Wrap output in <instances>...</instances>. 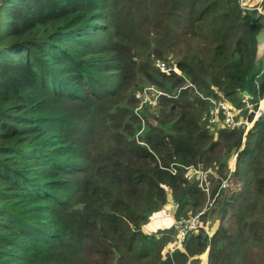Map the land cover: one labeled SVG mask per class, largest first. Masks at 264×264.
Here are the masks:
<instances>
[{
  "label": "trees",
  "instance_id": "obj_1",
  "mask_svg": "<svg viewBox=\"0 0 264 264\" xmlns=\"http://www.w3.org/2000/svg\"><path fill=\"white\" fill-rule=\"evenodd\" d=\"M263 27L238 0H0V264H264ZM170 196L204 212L164 253L175 225L144 226Z\"/></svg>",
  "mask_w": 264,
  "mask_h": 264
},
{
  "label": "built area",
  "instance_id": "obj_2",
  "mask_svg": "<svg viewBox=\"0 0 264 264\" xmlns=\"http://www.w3.org/2000/svg\"><path fill=\"white\" fill-rule=\"evenodd\" d=\"M239 6L242 9L243 15H246L250 12L257 11V14L264 15V0H259L258 3H255L254 0H238ZM157 66L160 68L161 71L165 73H171V72H177L184 76L177 67L174 64H170L169 62L165 60H158ZM148 88L145 89L144 93L142 95H137L142 103H146L151 101ZM203 98L209 99L212 103V107L210 110V118L209 121L211 125H217V126H229L231 128H237L239 126H245L246 129H248L251 126V122H247L244 120V118H238L237 112L233 108V106L225 101V100H217L212 97H204ZM142 105V104H141ZM264 105H261L257 108L255 111L256 116H260L264 113ZM141 107V106H140ZM139 107V108H140ZM173 173L176 172V170L173 168ZM211 169L204 170L202 167H187L186 176L190 175H197L198 178L201 180V186L203 190H205L208 194L210 193V186L208 181V174L211 172ZM222 187H225V180L222 183ZM221 187V188H222ZM176 205L173 204H166V206L163 209V212L170 218H173V224L175 225L178 236L175 241L168 244V252L171 253L174 250L181 248L182 244L185 240L186 235L189 232H195L198 230V228L202 224V214L204 211H201L196 214L189 215L188 217H183L179 220L174 219V209ZM209 234V233H208Z\"/></svg>",
  "mask_w": 264,
  "mask_h": 264
},
{
  "label": "rangeland",
  "instance_id": "obj_3",
  "mask_svg": "<svg viewBox=\"0 0 264 264\" xmlns=\"http://www.w3.org/2000/svg\"><path fill=\"white\" fill-rule=\"evenodd\" d=\"M255 3H258L259 0H254ZM264 55L263 51L261 53L258 54V57H262ZM176 60V57L172 56L171 57V61L174 62ZM154 94H157V91L155 90L154 91ZM245 96H247V94L244 93ZM251 106V105H249ZM246 105L247 108H252V107H249ZM264 107V106H263ZM238 112H239V109H238ZM239 116H242L245 120V116L242 115V114H239ZM234 161H235V155L232 156V158L230 159V165L232 166L234 164ZM212 179V177H211ZM225 180V187L224 189L225 192L227 194H231L233 192H235L237 189H238V186L237 184L235 183L234 179L233 178H227V179H224ZM213 183H214V180L212 179V186H213ZM174 217V216H173ZM210 221V227L208 228V233L209 235H212L214 233V231L217 229L219 223H218V220H211L209 219ZM172 221H173V218H170L168 217L163 211H160V212H157L155 214L152 215V217L150 218V220L148 221V223L144 226L146 229L147 228H152L153 230H156V229H159V228H162V227H169L172 225ZM168 246V245H167ZM167 246L165 247L164 249V253H167L168 251V248ZM202 258V263L201 264H207V260H208V255L207 253L203 254L201 256Z\"/></svg>",
  "mask_w": 264,
  "mask_h": 264
},
{
  "label": "water",
  "instance_id": "obj_4",
  "mask_svg": "<svg viewBox=\"0 0 264 264\" xmlns=\"http://www.w3.org/2000/svg\"><path fill=\"white\" fill-rule=\"evenodd\" d=\"M256 40H257V46H258V51H257V58L259 59L260 57H258L259 51L262 48V51L264 53V27L260 29V31L258 32L257 36H256ZM245 94H247L245 92Z\"/></svg>",
  "mask_w": 264,
  "mask_h": 264
},
{
  "label": "crops",
  "instance_id": "obj_5",
  "mask_svg": "<svg viewBox=\"0 0 264 264\" xmlns=\"http://www.w3.org/2000/svg\"><path fill=\"white\" fill-rule=\"evenodd\" d=\"M168 204H171V205L174 204V202H173L171 196H170V199H169V201H168ZM172 224H173V221H172ZM162 228H165V227H162ZM144 230H145L146 232H149V233H150V232L156 231L157 229H156V230H153L152 228H147V229H146V228L144 227Z\"/></svg>",
  "mask_w": 264,
  "mask_h": 264
},
{
  "label": "bare ground",
  "instance_id": "obj_6",
  "mask_svg": "<svg viewBox=\"0 0 264 264\" xmlns=\"http://www.w3.org/2000/svg\"><path fill=\"white\" fill-rule=\"evenodd\" d=\"M262 52V48H261V50L259 51V53H261Z\"/></svg>",
  "mask_w": 264,
  "mask_h": 264
}]
</instances>
